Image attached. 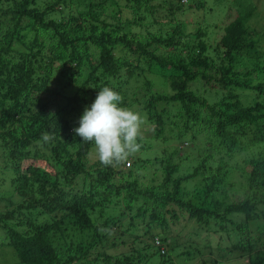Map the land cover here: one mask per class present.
Wrapping results in <instances>:
<instances>
[{
    "label": "trees",
    "instance_id": "trees-1",
    "mask_svg": "<svg viewBox=\"0 0 264 264\" xmlns=\"http://www.w3.org/2000/svg\"><path fill=\"white\" fill-rule=\"evenodd\" d=\"M209 1L0 0V145L14 191L0 198V251L17 257L6 264H170L181 218L204 237L203 248L190 241L202 255L196 264H264V63L247 61L258 54L259 14L253 0H221L223 22L205 24L193 13ZM57 74L72 94L51 89ZM133 80L143 82L132 91ZM104 86L156 138L179 142L161 168L89 158L94 144L73 129ZM177 158L193 163L180 172ZM236 169L244 180H234ZM107 206L123 208L119 219L136 210L144 222L127 252L108 251L119 222ZM216 225L224 246L214 256Z\"/></svg>",
    "mask_w": 264,
    "mask_h": 264
},
{
    "label": "rangeland",
    "instance_id": "rangeland-1",
    "mask_svg": "<svg viewBox=\"0 0 264 264\" xmlns=\"http://www.w3.org/2000/svg\"><path fill=\"white\" fill-rule=\"evenodd\" d=\"M212 1L210 0L208 3H206V5L204 6V9H206L205 11L204 9H202L203 11L198 10L197 14H195L194 12L193 13L194 18L202 21V23H205V24H206V21H209V22L219 21V23L220 22L222 23L225 18L224 17L225 13H223L222 10L225 9L226 5L223 4V2L221 3V0H212ZM253 1L257 6V12L259 14L258 20H253V22L259 28L261 34L256 36V37H259V40H260L256 45L257 48H255L258 54L251 57L252 59L250 58L247 59V61L250 64H256L259 61V60L256 61L257 58L260 59V62L264 63V27L262 28V23H264V0H253ZM121 2L123 4L125 0H121ZM185 2L188 3L187 1ZM212 3H216V5L214 6V4ZM192 4L196 5L195 1H193ZM116 10L117 8H109L107 10V13L110 12V14H114ZM1 17L4 19V16H1ZM26 22L27 20L24 19L23 24H26ZM135 31H138V28L135 27ZM261 75L263 76L264 73ZM152 78L158 81L157 78L155 77H152ZM134 81L135 80H133L132 83ZM142 82H143L142 80L140 82H134L132 91L138 84L140 86ZM66 83H67L66 78L64 76L57 74L55 77H53V81L50 87L53 91H55V93L56 91L57 92L59 91L60 93L63 92L64 94H72L76 89H74V87H70L72 88L70 89L69 86L66 85ZM137 88L138 87H136L135 89ZM49 94L52 97L54 96V93L51 91H49ZM81 115H82V112L81 114H79V116L81 117ZM141 118L143 119L144 123L141 125V129H140L141 131L140 141L143 142V144L147 143V145L145 147L144 146L140 147L139 150L134 155H132L133 157H129L126 161H124V165L126 166L123 165V167L126 168V171L129 169V166L135 162L138 167L142 168V171L153 170L156 167L161 168L162 167L161 159H163V157L167 158L166 156H168L166 152V148H169L171 145L175 143L176 144L179 143L173 139H167V141H165L164 138L163 139L156 138V136L152 132L153 126H150L149 122L145 118L143 117ZM148 125L149 127L147 128ZM181 146L186 149L190 147L191 144L183 143L181 144ZM3 151H4L3 147L2 145H0V198L8 197L14 193L12 184H11L12 171L6 168V164L8 163V161L6 160H8V158L5 157ZM193 154L195 155L194 152ZM189 157L192 158L193 155L189 154ZM89 158L91 160L97 158L95 155L94 149L90 152ZM138 158H141L142 160L138 162L137 160ZM244 159L237 158V159H234L232 163L233 164L242 163ZM176 163L179 166L180 172H185L190 168L193 162L186 158H183L182 160L180 158L179 159L177 158ZM122 164L123 162L119 163V165H122ZM233 178L237 182L244 180L242 172L237 169L233 173ZM196 183L197 181L193 179L189 180L188 183L186 184L187 189L190 191H193L194 187L196 186ZM15 199L18 200V198H15ZM5 205H6V202L3 204H0V208L4 207ZM122 210L123 208L121 207L107 206L106 208V213L108 216L116 217L114 221H118L119 224L122 223L121 227L119 226L118 223L113 224L111 227L112 230L110 231L109 236H108L109 241H107L106 245L109 246L108 251L113 254L127 252L128 250L132 249V243L137 242L138 244V241H140V239L144 236L145 229H146L144 222L142 221V218H132V216L136 214V210L125 213L124 216L121 219H119ZM186 222H187V219L181 218L180 222L176 224L177 226L175 225L173 226V224H171V227L173 226L174 230L180 232V234L174 233L177 239H179L178 241L180 242V244L173 247L172 249L173 261L170 264H196L202 257V255L198 252V250H196V248L193 245H190V241H195L194 239H198L200 241L198 242L199 246L203 248L204 241L202 239H204V237H202L201 239L199 236L196 235V230L198 229L197 228L198 226L196 225L194 220H191L188 223ZM217 230H218L217 225L210 226V231H212V233H210L209 235H210L212 244L214 245V252L212 253L214 256L219 255V250L215 247V245L221 244L224 246V242L222 243L219 242V239H220L219 236L217 234H213ZM0 234H1V230H0ZM233 236H235V234H233ZM113 242H116L118 245L112 246ZM194 243L195 242H193V244ZM144 244L145 242L144 243L142 242V244H139L140 245L139 249H142ZM186 245H189V251L191 254L184 253V251L187 250ZM204 252H205L204 254L205 256H207V254H210L209 250L206 248ZM238 256L239 255H237V257ZM230 257L232 258L233 254H231ZM15 261H17V257L11 248L5 247L0 251V263L6 264V263H13ZM157 263L158 262L156 261V264ZM245 263L246 262L243 259H241V261L237 262L236 264H245Z\"/></svg>",
    "mask_w": 264,
    "mask_h": 264
},
{
    "label": "clouds",
    "instance_id": "clouds-1",
    "mask_svg": "<svg viewBox=\"0 0 264 264\" xmlns=\"http://www.w3.org/2000/svg\"><path fill=\"white\" fill-rule=\"evenodd\" d=\"M122 100L117 91L108 86L102 87L97 91L94 102L84 108L78 121L79 127L73 129L83 142L94 144L95 155L104 166L122 163L140 148L138 140L144 121L139 113L121 107ZM51 139L50 133L41 134L43 142ZM162 245L166 251V245Z\"/></svg>",
    "mask_w": 264,
    "mask_h": 264
},
{
    "label": "built area",
    "instance_id": "built-area-1",
    "mask_svg": "<svg viewBox=\"0 0 264 264\" xmlns=\"http://www.w3.org/2000/svg\"><path fill=\"white\" fill-rule=\"evenodd\" d=\"M155 243L156 245L161 246L162 252H165V248L163 247L162 242L159 238L156 239Z\"/></svg>",
    "mask_w": 264,
    "mask_h": 264
}]
</instances>
